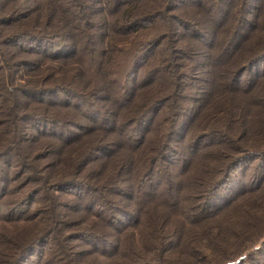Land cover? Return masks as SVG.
Listing matches in <instances>:
<instances>
[{
	"label": "trees",
	"instance_id": "16d2710c",
	"mask_svg": "<svg viewBox=\"0 0 264 264\" xmlns=\"http://www.w3.org/2000/svg\"><path fill=\"white\" fill-rule=\"evenodd\" d=\"M176 2L0 0V264H259L264 0Z\"/></svg>",
	"mask_w": 264,
	"mask_h": 264
},
{
	"label": "rangeland",
	"instance_id": "374dc122",
	"mask_svg": "<svg viewBox=\"0 0 264 264\" xmlns=\"http://www.w3.org/2000/svg\"><path fill=\"white\" fill-rule=\"evenodd\" d=\"M176 4L178 5V8L180 10H183L184 15L187 13L185 10V4H180L179 2H182L183 0H177ZM178 12V10H174L173 13ZM188 18V17H186ZM27 45V43L25 44ZM8 49H11L8 48ZM26 56V55H25ZM47 62H51L48 61ZM54 63V62H52ZM199 67V65H197ZM264 67V62L260 66V70ZM25 69H15L14 72H18L19 74L16 75V80H22L21 74L25 73ZM253 72V71H251ZM250 71L245 72L242 75V79L247 82L250 79H253V74L250 75ZM20 76V78H19ZM199 142H202L200 146H204V144L207 143L205 139H200ZM262 160V159H261ZM261 162H257V160L254 159H248L246 161H243L242 163L239 164V166L233 171L232 177L225 183V185L221 188V194L228 196L229 198H232L234 196V193L237 192L238 190H249L255 186V184H259L261 180L264 179V160L262 161V166L258 167L256 165L260 164ZM256 166V167H255ZM224 196V197H225ZM240 198L237 197V200ZM218 202H221L220 200ZM37 203V197L34 198L32 201L31 205L26 206V211H30L33 209L34 205ZM252 207L249 209L250 212H252V209H255V207L261 206L263 210L259 212V214L264 217V189L259 192H254L252 193L249 198H247V202L245 204H242L237 207V209L233 210L234 213H232V216H235V213H242L244 210V207ZM25 210V209H24ZM231 215V214H230ZM230 217V216H229ZM85 242V241H83ZM72 244L76 245V248H88L86 245L81 243L80 241H71ZM49 247V241H46V243L38 245L36 249L34 250V253L24 262L25 264H33L36 260L39 258L44 259L45 258V253ZM262 253H256V260H258L259 264H264V244L262 245ZM248 263V262H247ZM246 263V264H247ZM245 264V263H241Z\"/></svg>",
	"mask_w": 264,
	"mask_h": 264
}]
</instances>
